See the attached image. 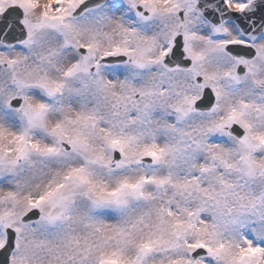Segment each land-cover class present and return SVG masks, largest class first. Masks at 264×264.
Returning a JSON list of instances; mask_svg holds the SVG:
<instances>
[{"label": "snow or ice", "instance_id": "snow-or-ice-1", "mask_svg": "<svg viewBox=\"0 0 264 264\" xmlns=\"http://www.w3.org/2000/svg\"><path fill=\"white\" fill-rule=\"evenodd\" d=\"M0 264H264V0H0Z\"/></svg>", "mask_w": 264, "mask_h": 264}]
</instances>
